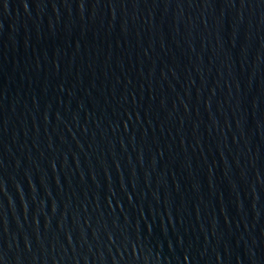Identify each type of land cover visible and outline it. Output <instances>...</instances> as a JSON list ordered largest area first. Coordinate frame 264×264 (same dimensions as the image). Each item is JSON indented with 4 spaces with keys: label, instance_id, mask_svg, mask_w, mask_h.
<instances>
[{
    "label": "water",
    "instance_id": "water-1",
    "mask_svg": "<svg viewBox=\"0 0 264 264\" xmlns=\"http://www.w3.org/2000/svg\"><path fill=\"white\" fill-rule=\"evenodd\" d=\"M0 264H264V0H0Z\"/></svg>",
    "mask_w": 264,
    "mask_h": 264
}]
</instances>
